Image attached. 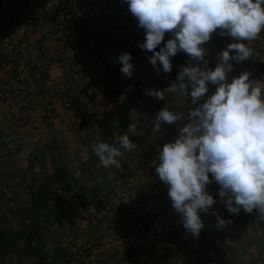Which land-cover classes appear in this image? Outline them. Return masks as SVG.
Listing matches in <instances>:
<instances>
[{
	"label": "crops",
	"instance_id": "obj_1",
	"mask_svg": "<svg viewBox=\"0 0 264 264\" xmlns=\"http://www.w3.org/2000/svg\"><path fill=\"white\" fill-rule=\"evenodd\" d=\"M44 1L32 7L29 0H15L14 5V34L26 43L27 54L41 52L47 65L35 91L15 108L0 101V264H88L89 259L99 264L101 256L109 258V253L117 248L130 264H173L166 257L176 253L181 255L176 264H264V220L259 219L258 210L247 214L241 209L239 214H231L220 198L219 212L202 219L204 227L194 238L183 227L181 214L172 207L169 186L148 171L149 164L158 160L155 148L160 150L178 137L179 128L190 122L189 110L196 105L191 103L190 95L178 92L167 94L164 100L145 93L178 83L182 68L189 63L195 66V62L186 53L178 52L170 58L171 72L164 73L160 65L157 75L149 59L152 52L141 50L139 45L126 52V41L138 28L136 18L130 21V27L121 29L122 19L106 7L107 0H85L84 4L81 0ZM21 3L24 8H20ZM63 7L73 14L70 35L81 57L77 80L72 78L74 61L55 38L54 25L46 26L47 10L56 12ZM262 36L264 32L250 42L258 45L250 58L231 62L229 81L246 71L247 62L257 71H247L250 80L264 81ZM145 38L146 34L139 44ZM170 38L171 34L166 33L156 50ZM233 42L231 37L221 36L219 29L214 32L204 45L207 67L214 70L219 54ZM122 53L131 54L134 70L130 78L122 75L129 86L127 98L112 101L105 90L96 86L95 77L104 73L105 59L118 58ZM5 57L10 60L12 53ZM0 75H6V70ZM215 87L209 84L207 95L213 94ZM59 89L70 90L72 108L64 107V98L56 92ZM48 100L55 103L53 115L44 114L41 109ZM205 100L206 97L201 98L198 104ZM35 101L38 107H34ZM164 107L184 118L173 125L162 124L160 132H154L156 115ZM15 116L26 125L16 123L15 128L10 127ZM130 124L136 125L135 134L128 133ZM125 133L136 148L118 158L121 168L99 166L92 146L100 141L113 143ZM15 134L35 140L33 152L26 160L21 156L22 147L12 142ZM52 140L56 165L61 163L62 168L58 178L47 153ZM127 183L136 188L128 210L113 201L104 207L100 217L95 213L73 214V207L84 197ZM157 195L160 203L155 199ZM160 211L176 217L168 230L157 219ZM217 216L226 221L224 227H217ZM237 217L245 221L239 229L231 223ZM127 219L144 228L132 244L124 242L126 234L120 228Z\"/></svg>",
	"mask_w": 264,
	"mask_h": 264
},
{
	"label": "clouds",
	"instance_id": "obj_2",
	"mask_svg": "<svg viewBox=\"0 0 264 264\" xmlns=\"http://www.w3.org/2000/svg\"><path fill=\"white\" fill-rule=\"evenodd\" d=\"M127 3L138 27L146 34L139 47L153 53L149 59L157 75L160 65L164 73L171 72L170 58L178 52L186 53L195 62V66L189 63L182 68L178 83L145 93L164 100L167 94L178 92L190 95L191 103L196 105L188 112L190 122L179 128L173 142L162 146L155 164L159 179L169 186L172 207L181 214L183 227L194 238L199 237L204 227L200 213H208L217 202L206 190L213 181L220 186L218 195L229 213L239 214L242 209L251 214L258 210L259 219L264 220V81L250 80L247 71L228 80V73L233 70L231 62L250 58L253 49L249 42L264 32V0ZM218 29L221 36H229L235 42L219 54L212 70L207 67L204 45ZM166 33L171 38L157 51ZM233 51L235 55H231ZM130 61V53L120 54L115 61L129 78L134 70ZM209 84L216 86L211 95H207ZM204 97L205 102L198 104ZM183 118V114L164 107L156 115L153 131L160 132L162 124L173 125ZM136 131L135 124L128 126V133ZM128 133L117 136L113 143L100 141L92 146L99 166L121 168L118 158L136 148ZM225 224L217 216V227Z\"/></svg>",
	"mask_w": 264,
	"mask_h": 264
},
{
	"label": "built area",
	"instance_id": "obj_3",
	"mask_svg": "<svg viewBox=\"0 0 264 264\" xmlns=\"http://www.w3.org/2000/svg\"><path fill=\"white\" fill-rule=\"evenodd\" d=\"M44 3V0H29V5L35 7L39 2ZM85 0H81L80 3L84 4ZM15 0H0V28L10 25L14 29L17 27L15 21ZM25 4L21 3L20 8H24ZM106 7L110 9L116 17L121 18L119 27L121 29H127L130 27V21L135 17L130 12L127 0L121 2H115L112 0L106 1ZM47 19L46 26L52 23L55 28L54 36L63 45L64 51L69 54L73 59L74 65L72 67V78L78 79V66L77 63L80 61V53L72 42L70 31L74 26L73 14L70 9L63 7L56 12L47 10L45 13ZM145 31L138 27L135 29L130 37L127 39L125 44L126 52H131L135 49L140 41L143 39ZM264 40V36H262ZM26 43L17 37L14 32L7 36H0V73L6 70V75H0V101L6 103L10 108H15L18 102L26 97H29L36 89L35 84L40 80L41 71L47 65V60L41 52L27 54L25 52ZM249 46L254 50L258 49V45L249 42ZM11 52L12 58L7 60L6 53ZM232 54H235L233 51ZM117 58L105 59L104 61V73L95 77L96 86L100 90H105L111 97L112 101H124L127 98L128 84L122 80L123 73L121 72L122 65L115 62ZM246 71L257 72L252 68L251 62L245 63ZM58 95L64 98V107L72 108L74 101L69 89H59L56 91ZM37 101L34 102V107H38ZM41 109L44 114L53 115L56 112L55 103L53 100H48L46 103L41 105ZM26 125L23 121H20L18 116L14 117V121L10 123V127L15 128V124ZM12 142L22 147V158L28 159L33 152L35 140L33 138H25L19 135H12ZM176 139V138H175ZM174 139V140H175ZM173 140V141H174ZM153 147H150V150ZM159 149L154 150L158 158ZM156 163H150L148 171L154 175L155 179H159L156 173ZM209 194L213 195L217 201L211 206L208 213H200L201 219L207 218L210 215L217 214L219 212L220 197L218 195L219 186L216 182H212L207 186ZM136 192V188L127 183L126 185L119 186L113 190H100L96 195H90L81 199L77 206L73 207V214H86L90 215L95 213L96 216L100 217L104 207L113 201H118L121 208L128 210L132 204V195ZM156 201L160 203L161 197L156 196ZM71 219H74L72 216ZM157 219L162 220L164 223L165 230H168L170 225L175 223L176 217L170 215L165 211H160L157 215ZM244 219L237 217L232 219L231 223L237 229L244 224ZM122 231L126 234L124 242L132 244L135 239L144 230L143 227H139L133 220H125L120 226ZM121 243H119L120 245ZM118 245V246H119ZM83 246V245H82ZM83 248L78 251L81 253ZM106 254V253H104ZM108 256V254H107ZM181 255L176 253L173 256L166 257V261L176 264L178 263ZM88 264H96L93 259L88 260ZM99 264H130L127 260L122 258V252L120 249H115L109 253V258L105 255L99 259Z\"/></svg>",
	"mask_w": 264,
	"mask_h": 264
},
{
	"label": "trees",
	"instance_id": "obj_4",
	"mask_svg": "<svg viewBox=\"0 0 264 264\" xmlns=\"http://www.w3.org/2000/svg\"><path fill=\"white\" fill-rule=\"evenodd\" d=\"M73 22H74V20H73ZM12 33H13V28L10 25H7L3 28H0V36H7V35H10ZM53 145H54V141L52 140L47 145V153L49 154V159H50L51 164H55L54 172L58 178V176L59 177L61 176L60 173L62 171V168H61V163L56 165V163H58V162H57L56 154L54 153L55 148ZM62 166H64V164H62Z\"/></svg>",
	"mask_w": 264,
	"mask_h": 264
}]
</instances>
